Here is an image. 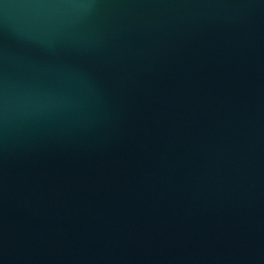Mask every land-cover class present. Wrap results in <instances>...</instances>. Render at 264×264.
Wrapping results in <instances>:
<instances>
[{"label":"water","instance_id":"95a60500","mask_svg":"<svg viewBox=\"0 0 264 264\" xmlns=\"http://www.w3.org/2000/svg\"><path fill=\"white\" fill-rule=\"evenodd\" d=\"M0 264H264V0H0Z\"/></svg>","mask_w":264,"mask_h":264}]
</instances>
